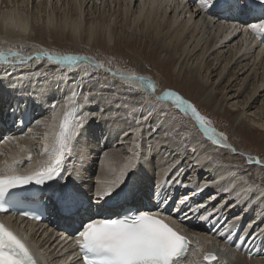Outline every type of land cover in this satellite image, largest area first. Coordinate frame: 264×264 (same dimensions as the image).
Here are the masks:
<instances>
[{"label": "bare ground", "instance_id": "obj_1", "mask_svg": "<svg viewBox=\"0 0 264 264\" xmlns=\"http://www.w3.org/2000/svg\"><path fill=\"white\" fill-rule=\"evenodd\" d=\"M90 1L0 0V50L7 51L12 48L23 56H35L42 51L49 50L48 47L41 44V41L54 37V35L58 41L69 38L68 41L72 47L83 45L82 47L89 49L107 50V48L114 47L115 44L110 47L103 46L98 38L100 33H104L103 38L106 44L110 45L112 36L109 27L110 23L114 22V25H122L123 30L131 31L135 36H141L146 42L153 41L156 45L153 51L162 49L169 53L167 64L172 65L169 70L170 74H177L176 77H179L182 68L185 69V74L195 73L194 78L201 83V90H206L207 85L209 90L212 89L217 80L224 81L225 75L231 69L236 70V72H230L231 76L226 79L225 85L220 87L221 92L214 91L213 98L221 95L220 103L223 104L242 97L240 105L242 110L244 108L245 110L236 117L238 128L241 129L243 126V115L255 108L258 102H261L260 109L264 108V46L259 43L258 39L261 34L253 33L250 28L247 33L244 32L245 27L264 22V17L259 15L264 10L255 7L259 0L253 2L250 9H244L246 3L243 0L240 9L233 12L228 11L224 5L222 6L224 0H217L216 4L208 10L201 8L199 0H142V2L141 0H93L94 5L99 3L109 9L113 8V13L102 18L103 13L101 17L97 16L91 21H87L84 12ZM112 5L113 7H111ZM58 7L64 11V13H60V22L58 23L60 33L54 32L55 20H57L54 13L57 11L56 14H59ZM29 8L34 11L33 14L31 12V16L27 12ZM34 15L38 18H35ZM119 18L120 20L117 22ZM35 21H39L41 25L37 27L34 25ZM87 23L90 25L85 29ZM125 44L128 45L126 42ZM84 51L89 50L84 49ZM55 53L66 54L57 50ZM84 62L85 65L80 60L72 67H82L80 71L70 74L62 69V65L56 64L55 68L54 64L47 61L46 58L33 60L19 67H12L0 61V169L13 165L17 172L23 170L24 174L25 169L29 167V154L33 158L30 162L32 169H35L37 162L43 159L39 153L43 148L44 133L50 131L44 124L52 122L53 114L52 108L48 107L47 110H43L39 106V102L57 104L58 124L63 118L65 110L63 104L67 101L69 108L76 106L81 110L77 113L78 115L82 112L89 114L77 140L74 141L72 152L66 156L64 161V168L70 170L71 173L70 175L66 173V180L79 188L83 194L82 197L87 198L86 201H89V196L93 197L95 191L103 187L104 183L110 179L108 168L113 158L126 160L129 157H139L138 167L134 171L137 173L132 180L133 183H136L132 186L133 191L125 196H118L103 207L95 206L92 209L90 207L89 211L82 214V219L87 220L89 216L110 217L111 214L119 216L127 209L159 211L163 217H167V221L180 234L182 233L190 241L185 264H264V248L261 246L264 241V225H262L264 223V190L258 187L257 189L251 188L248 184L237 180L227 169L206 165V147L197 149V146V148L194 147L195 143H192L190 151L197 150L192 155L189 152L188 157L189 153L185 156L184 152L179 151L174 145L171 146L170 142H165L161 136L164 135L161 134L162 131L151 133L148 122L141 119L142 114H146L148 107L146 104L141 103L142 109L137 122L133 125H129L126 123L127 121L115 122V120H111L110 124H95V118L103 119L106 116L119 117L117 120L120 118L133 119L131 107L135 103L132 105L122 97L134 93V90L131 91L129 87L140 91L142 89L145 93H148L149 90H146L138 80H122L120 77L125 75L148 78L137 72L127 73L121 69L116 70L115 75L109 72L107 77L101 73L100 77H106L103 78V82H100L104 88L102 85L95 84L100 86L96 89L111 88L112 86H109L111 83H120L119 87H115L117 92L113 90L119 98L117 97L113 102L111 113L106 114L94 106L96 103L94 101L88 106L85 105L83 92L78 94L79 88L74 89L75 95L72 94L68 97L70 78L75 75L81 76V73L85 74L87 69L92 71L99 70L97 68L103 69V67L96 66L100 65L99 63H89V60ZM72 68L65 69L71 70ZM6 73L10 74L6 75ZM214 74L215 79L212 82L213 78L211 77ZM41 75L59 78L51 81V84L35 83L34 81H42L44 77ZM235 75L242 77H235ZM113 77L116 80L112 79ZM29 81L33 87L27 89L25 86ZM121 83L126 84L127 87L130 86L122 88ZM239 83L241 84L239 85ZM27 92L37 98L31 99L26 94ZM156 97H160L157 91L147 100L157 103ZM158 103L159 106L166 109L169 104L172 105L171 102L163 100ZM3 106H7L8 112L5 114L1 108ZM9 106L11 109L8 108ZM3 115L6 118L10 117L11 120L15 119L14 127H11L13 121L10 124H5L2 120ZM34 115H36L34 126L29 128L25 134L24 130L29 127ZM262 115V120H264V113ZM156 118L157 116L150 118L151 123H154L151 127L156 126ZM41 121L44 123L42 124ZM257 121L259 123V120ZM23 124H26L25 128ZM158 126L159 130L165 128L163 124ZM255 128L264 132V123L255 126ZM124 133H128V135L125 136ZM6 137L14 139L7 140ZM226 144L231 146L228 148H233L228 138ZM103 147L106 151L99 154ZM22 148L25 149L24 152H21ZM163 148H165L164 151H162ZM90 150L95 153H91ZM105 152L108 153L107 157L104 156ZM234 153L243 155L236 149ZM166 154L169 155V158L173 154L177 155L175 158H184L185 164L180 165L184 167V172L179 174L178 179L184 180L187 187L173 182L177 180V176L172 173L178 165L179 159L167 161ZM16 161H20V164L16 165ZM190 168L194 174L187 177ZM92 170L94 171L91 172ZM73 178H75L74 181ZM141 183L144 184L141 185ZM149 183L156 187L153 195L148 192L153 186H149ZM136 185L141 187L142 200L141 192L139 193ZM39 187L34 185L33 188H28L35 193V198L28 200L44 203L48 199L46 195H42L38 191ZM43 187L46 188L47 185ZM207 188H209L208 192L205 191ZM198 189H204V191H198ZM26 191L18 192L26 193ZM184 191L187 192L183 194ZM177 192L179 199L185 195L189 196L188 203L181 206V211H174L173 208L175 209L178 204L174 205V202L172 204L169 202L175 194L176 197L178 196ZM209 192L213 193L209 196H215L213 200H221L218 207H215L218 211L214 217H210L209 221L199 218L201 214L213 210L210 207L211 204H207V208H201L197 213H188L187 217L183 215L187 208L211 201L204 196ZM150 195L151 197H149ZM147 200L149 203L145 202ZM158 202H162V206L159 207ZM224 204H227L228 209L225 212L219 211V207ZM47 206L50 216L43 224L33 226L32 223L21 224L16 220L10 222L14 215L7 213L0 215V222L5 223L15 233H21L23 237H26L37 254L41 252L39 264H80V259L70 260L69 258L72 252L79 250L76 244L79 239L77 230L80 227L81 217H77L76 221L71 222L62 214L53 211L50 202ZM87 207L86 203L85 208ZM236 211L238 213L232 216ZM117 216L115 215V217ZM260 247L261 249L257 251L256 248ZM206 253L214 254L216 260L211 263L202 261V257Z\"/></svg>", "mask_w": 264, "mask_h": 264}, {"label": "snow or ice", "instance_id": "obj_2", "mask_svg": "<svg viewBox=\"0 0 264 264\" xmlns=\"http://www.w3.org/2000/svg\"><path fill=\"white\" fill-rule=\"evenodd\" d=\"M216 2L217 0H199L203 10L212 8ZM242 3L243 0H226L225 8L233 12L240 9ZM255 7L264 10V0H259ZM249 28L253 33L259 35L264 33V22L251 24L244 28V32L247 33ZM44 58L53 64L66 65L69 68L74 67L80 60H88L87 57L59 55L48 51H42L35 56H23L12 48L7 51L0 50V61L12 67H19L27 62ZM89 63L92 62L89 61ZM96 66L102 67V65ZM9 74L6 73V75ZM120 79L138 80L146 90L155 95L156 86L150 79L125 75H121ZM160 100L175 105V108L183 114L182 117L174 115L170 109L159 106L158 101ZM142 102L148 107L146 114H142L141 119L148 122L152 133H158L159 129L151 127L150 118L162 115L166 118L165 123H170L173 128L179 125L180 130L187 133L197 143H199V138L196 133L199 132L213 146L231 147L226 144L227 138L212 126V121L202 115L193 103L177 92L165 91L157 98V103H152L146 98H142ZM51 108L53 109L52 122L44 124L50 131L44 133L43 148L39 153L43 159L37 162L35 169H32L30 162L33 158L30 154L28 156L29 167L25 169L24 174L18 173L13 165L0 169V213L7 210L3 203L6 197L12 202H15L17 198L34 199L35 193L28 189V186L33 184L42 186L38 191L47 196L56 212L71 222L76 221L77 217H81L80 227L77 230L79 237L77 244L82 254V264H185L190 241L186 236L174 230L166 222L167 217H163L159 211H137L122 217L117 216V218L89 216L87 220L82 219V214L89 211L91 206L103 207L122 194L124 186L130 178L129 174L138 167L139 157H129L126 160L113 158L108 168L110 179L104 183L103 187L95 191L89 206L85 208L83 194L79 188L66 180V173L68 175L71 173L70 170L64 168V161L66 156L72 152L74 141L77 140L89 114L82 112L78 115L77 113L81 110L76 106L69 108L65 101L63 118L57 124V104L52 103ZM185 118L191 119L195 131L183 123ZM41 123L44 122L41 121ZM124 135L127 136L128 133H124ZM5 139L12 140L14 138L6 137ZM24 151L25 149L22 148L21 152ZM232 152H235V148H232ZM104 156L107 157L108 153L105 152ZM205 159H211V157H205ZM183 163V160H179L175 167L172 175L177 176V180L173 182L187 187L184 180L178 179L179 174L184 172L183 167L180 166ZM255 163L260 164L261 161L257 159ZM15 164L19 165L20 161H16ZM45 185H47L46 188L43 187ZM16 189L27 191L22 194L14 191ZM198 191H204V189H198ZM213 199L215 196L209 197V200ZM188 200V195L180 198L174 211H181V206L186 205ZM201 208H207V205L201 203L189 207L183 212V215L187 217L188 213H197ZM216 211L218 209L214 208L212 211L201 214L199 218L209 221L210 217L215 216ZM22 215L39 219L38 215H33L30 212H24ZM203 259L212 262L216 260V256L205 254ZM0 264H38L27 238L18 235L3 222H0Z\"/></svg>", "mask_w": 264, "mask_h": 264}, {"label": "rangeland", "instance_id": "obj_3", "mask_svg": "<svg viewBox=\"0 0 264 264\" xmlns=\"http://www.w3.org/2000/svg\"><path fill=\"white\" fill-rule=\"evenodd\" d=\"M244 1L246 3L244 9H247V8L250 9V5L253 2H255L256 0H244ZM94 3L95 2L93 0H91L90 4L85 9L84 17L87 19V21L88 20L91 21L93 18H96L97 16L101 17L103 13H104V16L102 18H105L107 15L109 16L113 13V8L109 9V7L99 5V3L94 5ZM225 3H226V0L223 1L222 6L223 5L225 6ZM21 5L23 6L24 4H21ZM111 7H113V5ZM88 8H89V10H88ZM59 11H60L59 14H56L57 11H55V13H54L57 16V20H55V23L57 25L60 22L59 21L60 13L61 12L64 13L62 8ZM27 12H28V15L31 16L30 15L31 12L33 14L34 11H31L29 8V10H27ZM69 15H70V11H69ZM259 15L264 17V11ZM40 16H42V15H40ZM35 18H38V16H35ZM119 20H120V18L117 20V22ZM56 24L54 27V29H55L54 32L60 33V26L59 25L57 26ZM34 25L39 27L41 24L39 21H35ZM89 25H90V23H87L85 26V29ZM110 25H111L109 27L110 28V35L112 36L111 44L110 45L106 44V42L103 38L104 33L103 34L100 33L99 38H98V41L103 46H109L110 47V46H113L115 44L114 47L107 48V50L100 49V48L89 49V48L82 47L83 45H80V47H72V45L69 44V42H70V41H68L69 38H67V40L64 38L63 40L58 41L57 37L55 35H54V37H49V38L47 37L48 39L41 41V44H43L44 47H48L49 48L48 52H50V53H53V52L55 53V50H57L59 52H65L66 54H69V55H74V56H78V57H87L89 61L94 62L96 64L99 63L100 65H103L102 67L105 69L107 68L109 70H114V71H116V70L119 71V69H121V70L127 71V73L137 72L139 75H142L144 77L147 76V78L150 79L155 84V86H156L155 92L157 91V93H159V95H161L165 91H174V92L179 93V95L184 97L189 102L193 103L198 108V110L201 112L202 115H205L208 119H210L212 121V126L217 131L224 134V136L227 137L228 140L230 141L232 147L235 148L236 150H238L243 155L233 153L232 149H230L228 147H224L226 149H222L221 147L213 146L211 144V142L207 141L206 137H203V134L199 133V132L196 133V135L199 134L197 136L199 138V143H197L196 141L192 140L187 133L182 132L180 130L179 125H177L175 128L171 127L170 123H165L166 118L164 116L160 115V116H157V118H156L157 121L155 123L156 126H154V127L157 128V127H159L158 125H160V126L162 124L165 125L164 129L159 130L160 132L162 131L161 134H164L161 136H162V138H164L165 142H170L171 146L174 145L175 147H177V149L179 151L185 153V156L189 152L192 155L193 150L190 151V149H191L190 146L192 143L193 144L195 143L194 147L197 146L198 147V148L196 147L197 149L206 147L207 148V157H211V159L206 160V165L210 164L211 166L219 167L220 169H227L231 172V175L236 177L237 180H240L241 182L248 184V186H250L251 188L254 187L255 189H257V187H258L259 189L264 190V132L258 130V128H255V126H258L261 123H264V120H262V117H261V116H263L262 114L264 113V108L262 110L260 109V103L261 102H258L257 105H255V108H253L252 110L247 112L245 115H243V118H242L243 126L240 129V128H238V125H237L238 119L236 120V117L240 114V112H244V110H245V108H244V110H242V106L240 105V103H242V97L240 99L229 101L228 103H223V104L220 103L221 95H218L217 97L213 98L214 91L219 90V92H221L220 87L222 88L225 85L226 79H228V77L231 76L230 72H232V71L236 72V70L231 69L229 71V73L227 75H225L226 79L224 81L217 80L215 82V84H213V87L216 88L215 90L213 87H212L213 91H212V89L209 90L208 85L206 86V90H201L200 89L201 83L198 82L194 78L195 73L194 74H185V69L182 68V70L179 74V77H176V76H178L177 74H175V75L170 74L169 70H170V68H172L171 67L172 65L170 66L169 64H167V62L169 61L168 59H169L170 54L166 53L162 49H158L156 51H153L154 47L156 46L153 41L150 40V41L146 42L145 39L142 38L141 36H139V35L135 36L131 33V31L127 32V31L123 30L122 25H114V22H111ZM46 32L48 33V30H46ZM56 42H57V44H56ZM125 42L128 43V45H126ZM59 44H60V46H59ZM44 47H42V49H44ZM84 49H86V50L88 49L89 50V51H87L88 53L86 51H84ZM88 60H85V61H88ZM55 66H56V64H54V67ZM55 68H53V69L55 70ZM84 73L85 74L81 73V76L75 75L72 78H70V80H69V84H70L69 85V91L70 92H68V97H69V95H72L75 90H77L79 88L78 94L80 95L83 92V96H84L83 102H85V105L88 106L89 103L96 102L99 106L96 103H94V106L98 107L99 110L104 111L106 114L111 113V108L113 106V102H115L117 97L119 98V96L114 94L113 90H115V87H119L120 83H115V82L111 83L109 85V86H112L111 88L105 86L107 89H96V88H98L99 85H102L100 82L104 81V79L107 77L106 75H108L109 72L107 70H101V69L94 70V71L87 69V71H85ZM101 73H103L106 77H100ZM70 74H72V73H70ZM76 74H78V73H76ZM88 75H90V76L88 77ZM41 76L44 77V78H42V81H40V82L34 81V82L40 83V84H42V83L43 84H51L50 83L51 81L57 80L59 78V77H53L50 75H48V76L41 75ZM214 76H215V74L211 77V78H213V79H211L212 82H214V79H215ZM238 76H239V78L242 77L240 75H238ZM238 76L235 75V77H238ZM109 77H111V76L109 75ZM80 78H82V79H80ZM112 79L116 80L114 77ZM79 82H82V83H79ZM95 84H99V85H95ZM240 84L241 83H239V85ZM103 86L104 85H102V87ZM129 86L130 85H128V87ZM32 87L33 86L31 85L30 81L25 86V88H27V89L32 88ZM121 87L122 88H128L127 85L124 83L123 84L121 83ZM129 89H131V91L134 90L133 91L134 93L133 94L131 93L130 95L126 94L122 97V99L124 98V99L128 100L129 102H131L132 105L135 103V105L133 107H131L133 119L120 118L119 120H117L119 117L110 118V116H106L103 119L102 118H95V124H97V123L110 124L111 120H115V122H122V121L126 122L127 121L126 123H128L129 125H133L137 122L140 111L142 109V107L140 105H141V103H143L141 100L142 99L141 97H143V98L146 97V99H149L150 95L152 96V93L149 91V94H148V93H145L144 90H142V89H141V91H139L137 89H134L133 87H129ZM26 94L29 95L31 99L37 98L34 95L32 96V93L27 92ZM85 97H87V99H85ZM156 98H158V97H156ZM92 101H94V102H92ZM128 104H130V103H128ZM51 105L52 104L39 102V106L41 108H43V110H45V109L47 110L48 107L51 108ZM167 107H168V109H170L172 111V113L174 115H176L178 117H182L183 114L178 109L175 108V105L169 104V106H167ZM1 108L3 109V114L8 112L7 106H3ZM8 108H10V106ZM258 117H259V119H258ZM35 119H36V115H34V118L30 121V123L28 125L29 127H27V129H25V130L23 129L25 134H27V132H28L27 130L29 128H33L34 123H35V121H34ZM2 120L5 122V124H10L11 121H13L11 123V127H14L13 125H14L15 119L11 120L10 117L6 118L3 115ZM257 120H259V123ZM234 122H236V123H234ZM183 123L187 127L193 128V131H195V128H194L193 123H192L190 118H185L183 120ZM152 124H154V123L152 122L151 125ZM23 127L25 128L26 124H24ZM104 147H103V150L99 154L106 151ZM197 149H195V151ZM164 150H165V148H163L162 151H164ZM166 150L168 151V149H166ZM90 152L93 153L94 151L90 150ZM190 153L187 155L188 157H189ZM166 155L168 157L167 161H176L178 159L179 160L184 159L183 157L182 158H175L177 156L176 154H173L170 158H169L168 154H166ZM166 155H164V156H166ZM249 157H251V160H249ZM257 159H259L261 161V163L263 162L262 163L263 166L261 165V163L260 164L255 163V161ZM179 160H178V162H179ZM97 162H98V160H97ZM184 164H185V162L183 163V165ZM93 171L94 170H92L91 172H93ZM188 172H189V170H188ZM135 173H137V172H131L129 174L130 178L127 181L128 183L126 182V185L124 186V189H123L121 196H125L127 194H130L133 191L132 186H134L136 184V183H133L134 181H132L133 177L135 176ZM193 174L194 173L191 171V168H190V173L187 177L192 176ZM74 180H75V178H73V181ZM142 184L143 183H141V185ZM150 185H153V184L149 183V186ZM253 185H255V186H253ZM136 187L138 189L140 188L137 185H136ZM155 188H156L155 185H153L148 190L149 194L153 195L155 193ZM208 189L209 188H207L205 191L208 192L209 191ZM140 192L141 191L139 190V193ZM185 192H187V191H184L183 194ZM210 194L213 195V193L209 192L204 196L208 197V199H209ZM151 195L149 197H151ZM140 196H141V200H142L143 199V197H142L143 193L142 192L140 193ZM174 197L172 200H169V202H171V204H172V202H174V205H176V203L179 199V193H178L177 197H176V194L174 195ZM176 198H177V201H176ZM82 199L84 200L85 205L87 203V205L89 206V203H90V200L92 199V197L89 196V201H86L87 198H85V197L84 198L82 197ZM220 201L221 200H218V199L211 200L209 202H206V205L211 204L210 207H212L214 209L215 207H218V205L220 204ZM145 202L149 203L148 200ZM158 205H159V207L162 206V202H158ZM226 205L227 204H224L222 207H219V211L222 212V210H223L225 212L228 209V206L226 207ZM92 207H95V205L91 206V209H92ZM170 209L172 210V207H170ZM173 210H174V208H173ZM237 213H238V211L234 212L232 214V216H235V214H237ZM115 215L117 216L118 214H111V216H115ZM229 216H231V213H229ZM262 225H264V223ZM202 243L204 245H206L204 241H202ZM261 246H263V248H264V241L261 243ZM256 249L258 251L261 249V247L259 249L258 248H256Z\"/></svg>", "mask_w": 264, "mask_h": 264}, {"label": "water", "instance_id": "obj_4", "mask_svg": "<svg viewBox=\"0 0 264 264\" xmlns=\"http://www.w3.org/2000/svg\"><path fill=\"white\" fill-rule=\"evenodd\" d=\"M206 254H210V253H206ZM204 257V256H203ZM203 261L205 262V263H211V262H208V261H205L204 259H203ZM213 262V261H212Z\"/></svg>", "mask_w": 264, "mask_h": 264}]
</instances>
